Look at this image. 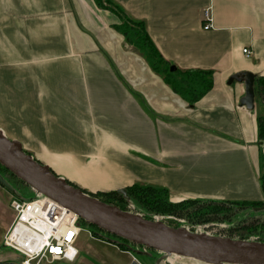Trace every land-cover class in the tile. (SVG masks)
Masks as SVG:
<instances>
[{
	"label": "crops",
	"instance_id": "0c3cea01",
	"mask_svg": "<svg viewBox=\"0 0 264 264\" xmlns=\"http://www.w3.org/2000/svg\"><path fill=\"white\" fill-rule=\"evenodd\" d=\"M111 1L145 24L169 65L211 71L212 89L193 105L174 94L114 29L115 16L93 0H0V90L11 101L0 92V115H16L11 140L29 130L51 146L48 167L80 188L151 186L171 203L264 201L257 121L264 98L256 90L264 79V0ZM209 8L212 29L204 31ZM12 59V67L4 64ZM242 72L256 78L252 112L239 107L243 85H227ZM83 175L95 182L81 185ZM0 190L3 242L14 216ZM108 250L96 264H162ZM16 258L12 252L4 262Z\"/></svg>",
	"mask_w": 264,
	"mask_h": 264
},
{
	"label": "water",
	"instance_id": "95a60500",
	"mask_svg": "<svg viewBox=\"0 0 264 264\" xmlns=\"http://www.w3.org/2000/svg\"><path fill=\"white\" fill-rule=\"evenodd\" d=\"M175 69L171 66L170 72ZM228 79L227 85H243L244 96L239 101V107L252 112L255 108V76L242 72ZM0 166L38 195L61 205L87 225L130 244L163 254L162 259L178 256L202 264H264V243L197 234L184 227L172 228L163 222L145 220L140 215L123 212L118 207L85 195L81 189L56 177L48 166L26 155L22 145L16 140H7L2 130ZM131 264L137 263L133 261Z\"/></svg>",
	"mask_w": 264,
	"mask_h": 264
},
{
	"label": "rangeland",
	"instance_id": "374dc122",
	"mask_svg": "<svg viewBox=\"0 0 264 264\" xmlns=\"http://www.w3.org/2000/svg\"><path fill=\"white\" fill-rule=\"evenodd\" d=\"M102 5H105L104 2L102 1ZM116 18V17H115ZM117 19V18H116ZM117 24H119V21L117 19ZM133 51L137 52L134 48H131ZM4 59H6V57H9V59H11V54L9 53L7 54H3ZM11 62H4V64H8L12 67L13 64V59L10 60ZM4 76V75H3ZM0 84H4V81L0 82ZM3 90H5L6 88L4 86ZM0 92H2L0 90ZM4 95L3 100H6L9 102V104L11 103L10 100H8V95H6L4 92H2ZM11 106V105H9ZM1 111V110H0ZM11 116V117H10ZM10 117V118H9ZM16 115L14 114H10L9 116L3 117L2 115H0V130H4L5 135L7 140L9 141H13L11 140V136L9 134L8 128H12L15 129V124H16ZM22 128V127H21ZM34 136V134H30L29 130H25L23 133V138L19 139L18 137H14L15 139L20 140L19 143L22 144V150L26 155H30L31 158H33L36 162H38L41 165H46V159H49L52 155V151H51V146L47 145L45 143H41L39 140L36 141L33 138H31V136ZM13 138V139H14ZM17 140V142H18ZM62 158V157H61ZM66 162V161H64ZM62 162V163H64ZM67 166V165H66ZM50 169V167H48ZM52 171V169H50ZM53 174L56 177H60L58 176L55 171H52ZM81 179V185H85L84 183H87L88 180L92 181L93 183L95 182V179H85V175H83V177H80ZM85 180L87 182H85ZM68 184L70 185H74L75 187L81 189V191L85 194V195H89L90 197L94 198V199H100V200H105L108 201L109 203H111L113 206H118L121 208H124L126 211L128 212H134L135 214L139 215V214H146L149 217H152V219H154L153 221H159V222H163L165 225H168L172 228H176V227H184L186 230H188L189 232H195L197 234H207L210 236H215V237H224V238H229V239H237V240H244V241H256V242H262L264 241V234L262 233L263 231L261 230H256L253 233H250L249 230L246 231L245 228L241 227L247 226L248 224V218L247 217H251L254 219H260L263 220L264 219V213L263 215H261L259 212H252L251 208L248 209L247 211L245 210H230V212H227L226 209H222L220 212L218 213H212L210 214V217L204 215V216H200L201 213H197V214H193L192 212H190L188 215L187 214H181V216H176L177 212L179 209H175V211H167L166 213H158L156 211H153L150 208H154V206L149 207L148 204H146L145 206L140 204L137 199L131 197L128 193L125 192H119L116 195V190H107L104 191L102 190V188L106 187L100 185V183H96L98 184V186H94L95 188H98V191H95L94 193H92V190L90 187H85V189L89 190L86 191L84 188L82 189V187H78L75 184H71L70 182L66 181ZM90 184V183H89ZM87 185V184H86ZM129 187H126L125 189H127ZM0 189H2L3 191L5 190V194L7 195V197L9 198L8 200V207L11 203V200H24V201H31V199H35L36 197H39V195L30 187L25 186L23 183H21L16 177H13L10 173H8L2 166H0ZM102 190V191H100ZM1 191V190H0ZM91 191V192H90ZM111 193H114L112 195H109ZM105 195H109L106 196ZM136 195H144L146 196L144 198V200H147V202H153V200H157V197H161L158 196L155 192L154 194H152L151 192H148L146 194H136ZM153 195V197H152ZM157 196V197H156ZM171 203V202H170ZM185 202H175V203H171L174 206H180V205H184ZM191 205V204H189ZM188 205V206H189ZM200 204L197 205H192L189 207H185L186 209H193V208H197V209H201V207H197ZM175 208H183L181 207H175ZM186 212V211H183ZM264 212V211H262ZM171 213H175V214H171ZM250 213L251 216H250ZM11 216V213L10 215ZM144 216V215H142ZM12 217V216H11ZM242 217H246V223H241L239 221V219ZM239 221V222H238ZM254 221V220H251ZM254 224L258 223V222H252ZM246 224V225H245ZM260 223H258L259 226ZM3 225H0V233L2 232L1 230L3 229ZM80 228H82V233L79 236V253H78V259L71 264H96L95 261H97V258H99L100 256L102 258H105L108 256L106 251L113 250V251H120V252H126L129 253L130 255L134 256L136 259L138 258L139 260H145L148 257L150 259H160L162 260V264H187V260H182V259H178L176 257H170V258H163L162 256L163 254H157L156 252H154L153 250L150 249H145L142 248L140 246H137L135 244H130L127 243L125 241H122L120 239H117L115 237H113L112 235L106 233V232H102L97 228H93V227H87L85 225H80ZM90 234V235H89ZM1 235V234H0ZM5 236V235H4ZM3 236V238H4ZM1 240V238H0ZM1 242V241H0ZM93 251L96 252V254L92 253ZM12 254V251L6 247H4L2 245V242L0 244V262H4L5 260H7V256L8 254ZM109 253V252H108ZM100 254V256H99ZM95 255V256H94ZM97 257V258H96ZM17 259V258H16ZM120 259V258H119ZM118 258H114L112 257V259L110 260H114V262L119 263L120 260ZM167 259V260H166ZM171 259V260H170ZM94 260V261H93ZM19 259L14 261V264H18L19 263ZM7 263H9L8 261H6ZM41 264H68V263H41Z\"/></svg>",
	"mask_w": 264,
	"mask_h": 264
},
{
	"label": "trees",
	"instance_id": "16d2710c",
	"mask_svg": "<svg viewBox=\"0 0 264 264\" xmlns=\"http://www.w3.org/2000/svg\"><path fill=\"white\" fill-rule=\"evenodd\" d=\"M102 1L105 5H102ZM95 6L98 8L109 11L112 13L119 21V24L114 26V29L125 39V43H127L131 48H134L140 57H142L145 62L147 63L148 67H150L151 71L159 76L162 81L165 82V84L170 88V90L180 96L185 102H187L189 105H193L196 102H198L203 96L208 93L212 87H213V73L211 71H185L182 72L178 69H175L173 72H170L171 64L169 65L161 56L160 52L157 51L156 47L153 45L152 41L148 37L146 26L143 24V22H135L131 18H129L126 13H124L123 10H121L116 4H114L111 0H93ZM256 90L261 93V95L264 98V79L259 78L256 81ZM258 136L261 141H264V119L261 117H258ZM261 188L262 193H264V176L261 178ZM70 185V184H69ZM72 186V185H71ZM74 186V185H73ZM75 187V186H74ZM125 190L126 193H128L131 197L137 199V201L142 204L146 205L148 204L149 207L154 206V208H150L153 211H156L158 213H166L167 211H175V209H179L176 216H181V214H189L192 212L193 214L201 213L200 216H208L210 217V214L212 213H218L222 209H226L227 212H230V210H245L251 208L252 212H259L261 215H263L264 212V201H261V203L256 202H232V203H226V202H198V201H187L184 203V205L180 206H174L169 201V196L167 195V192L164 189H156L151 186H141L138 184H134L131 187ZM151 192L154 194V192L161 196L160 198L157 197V200H153V202H147V200H144L146 196L144 195H136L139 193H148ZM119 193V190L116 191V195ZM114 193H111L109 195H112ZM109 195H105L109 196ZM115 195V194H114ZM153 197V195H152ZM154 198V197H153ZM100 202H104L110 206H113L111 203L105 200H100ZM191 204V205H189ZM200 204L197 207H201V209L193 208V209H186L185 207H189L192 205ZM189 205V206H188ZM183 207V208H175V207ZM116 207V206H114ZM118 207V206H117ZM116 207V208H117ZM121 211L127 212L130 214H135L134 212H128L124 208L118 207ZM186 211V212H183ZM171 213V214H175ZM252 213H250L251 216ZM141 217H143L145 220H154L152 217H149L146 214H139ZM248 218V224L247 226H242V228H245L246 231L249 230L250 233L255 232L256 230L263 231L264 234V219H254L251 217ZM246 217L240 218L239 221L241 223H246ZM254 220V221H251ZM238 221V222H239ZM252 222H261V226L258 225V223L254 224ZM80 225H85L87 227H93L92 225H87L83 221L79 220ZM246 225V224H245ZM121 240V239H120ZM233 240V239H231ZM237 240V239H235ZM123 241V240H122ZM244 241V240H242ZM251 241V240H248ZM247 241V242H248ZM127 242V241H125ZM256 242V241H253ZM128 243V242H127ZM258 243H264L258 242ZM155 252V251H154ZM0 264H11V263H0Z\"/></svg>",
	"mask_w": 264,
	"mask_h": 264
},
{
	"label": "built area",
	"instance_id": "2783aa9c",
	"mask_svg": "<svg viewBox=\"0 0 264 264\" xmlns=\"http://www.w3.org/2000/svg\"><path fill=\"white\" fill-rule=\"evenodd\" d=\"M211 18V9L204 10V31L212 29ZM242 53L247 59L252 55L246 49ZM10 209L14 218L2 244L19 257L18 264L76 261V242L83 231L75 214L40 195L31 201L12 199Z\"/></svg>",
	"mask_w": 264,
	"mask_h": 264
},
{
	"label": "bare ground",
	"instance_id": "6f19581e",
	"mask_svg": "<svg viewBox=\"0 0 264 264\" xmlns=\"http://www.w3.org/2000/svg\"><path fill=\"white\" fill-rule=\"evenodd\" d=\"M4 134V133H3ZM4 136H5V138H6V135L4 134ZM7 139V138H6ZM61 178H63L62 176H61ZM64 179V178H63ZM65 180V179H64ZM66 181V180H65ZM171 257H176V256H171ZM176 258H178V259H182V260H187V264H202V263H199V262H197V261H194V260H189V259H184V258H181V257H176ZM171 260V259H170Z\"/></svg>",
	"mask_w": 264,
	"mask_h": 264
},
{
	"label": "flooded vegetation",
	"instance_id": "af4514ba",
	"mask_svg": "<svg viewBox=\"0 0 264 264\" xmlns=\"http://www.w3.org/2000/svg\"><path fill=\"white\" fill-rule=\"evenodd\" d=\"M82 188H84V187H82ZM108 187H104V188H102V190H106ZM85 189V188H84ZM93 190H95V189H93ZM99 189L97 188L95 191H98ZM102 190H100V191H102Z\"/></svg>",
	"mask_w": 264,
	"mask_h": 264
}]
</instances>
